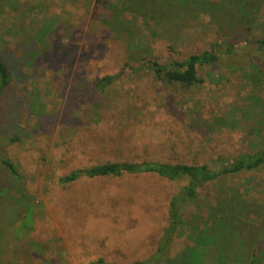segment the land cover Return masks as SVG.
I'll return each instance as SVG.
<instances>
[{
	"label": "rangeland",
	"instance_id": "374dc122",
	"mask_svg": "<svg viewBox=\"0 0 264 264\" xmlns=\"http://www.w3.org/2000/svg\"><path fill=\"white\" fill-rule=\"evenodd\" d=\"M134 1L4 5L0 60L11 81L0 92V156L17 174L0 162V264H128L155 251L169 199L185 181L146 173L62 183L74 169L144 159L215 167L222 157L264 150V0H187L166 23L125 10L112 18L114 5ZM227 41L232 51L198 67L203 81L187 88L124 67ZM221 186L240 201L232 222L239 235L222 250L201 238L193 245L189 237L211 225L206 206ZM184 217L192 224L172 241L171 260L193 249L203 264L221 252L232 254L226 264H246L247 246L264 234V168L199 188Z\"/></svg>",
	"mask_w": 264,
	"mask_h": 264
},
{
	"label": "trees",
	"instance_id": "16d2710c",
	"mask_svg": "<svg viewBox=\"0 0 264 264\" xmlns=\"http://www.w3.org/2000/svg\"><path fill=\"white\" fill-rule=\"evenodd\" d=\"M8 0H0V14L4 12V5ZM189 1V0H188ZM97 3L104 4L107 0H96ZM187 0H136L128 3L127 8H118V13L112 17L116 19L121 13H139L145 14L146 17L157 22H167L168 17L175 13H184ZM125 10V11H124ZM180 16V15H179ZM110 21V20H109ZM116 25V20H113ZM116 27V26H115ZM212 44L208 49L191 53L188 56L178 60L173 59L169 62H158L156 59L147 58L141 60L137 65L133 66L129 62L124 63L127 71H143L152 73L156 79L172 85L176 84L180 87L187 88L193 84H199L203 80L198 75V67L209 66L219 61L222 53H230L231 45L229 41L222 43V47ZM264 49V42H261ZM135 47V46H133ZM119 74L104 75L95 81V87L98 91H103L107 86L111 85ZM11 81V76L7 67L0 60V92ZM16 139L10 138V141ZM6 141V138L0 139ZM0 162L8 167L13 173L17 174L16 166L8 158L0 156ZM264 168V150H254L245 153H238L220 158L218 166L211 167L208 164H187L181 162H170L160 160H140V161H110L91 165L86 168H77L65 176L60 178L64 184L72 182L80 177L96 178L106 176H120L123 174H155L159 177L170 181H185L173 195L170 197L167 207L166 224L159 237L155 251L145 260L134 261L128 264H203V260L196 251L189 249L187 253L178 255V261L168 257V249L176 236L183 235L185 229L191 227L192 222L186 220L184 215L188 207L195 201L199 188L207 184L217 183L222 177L234 175L242 172L256 171ZM219 193L212 196L216 199L214 203H209L206 208L211 214V225L205 230H201L198 237H189L193 245H198V241L212 240L215 246L220 244L218 250L223 249V245L232 241V234L239 235V231L235 228L233 222L234 213L239 215L237 211L240 208V201L235 198L236 191L228 186H221ZM225 196V197H223ZM216 203V205H214ZM198 210H196L197 212ZM235 216V218H236ZM253 246L248 245L246 248L248 259L246 264H263L264 259V234ZM232 238V239H231ZM218 239L224 240L218 241ZM198 242V243H197ZM230 253V252H229ZM221 252L219 260L215 264H226L229 255ZM95 264H116L106 262L103 258H98Z\"/></svg>",
	"mask_w": 264,
	"mask_h": 264
}]
</instances>
